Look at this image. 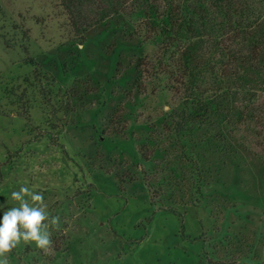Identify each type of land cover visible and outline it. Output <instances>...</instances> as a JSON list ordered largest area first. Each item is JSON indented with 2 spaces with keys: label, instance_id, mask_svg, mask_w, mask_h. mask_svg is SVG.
<instances>
[{
  "label": "rangeland",
  "instance_id": "1",
  "mask_svg": "<svg viewBox=\"0 0 264 264\" xmlns=\"http://www.w3.org/2000/svg\"><path fill=\"white\" fill-rule=\"evenodd\" d=\"M132 30L117 15L81 41L59 0H0V219L19 206L11 193L21 186L60 218L47 251L21 240L8 264H199L203 240L225 237L262 253L264 94L256 101L262 122L248 129L212 116L222 141L200 150L198 194L170 123L176 98L158 87L167 79L137 87V60L155 47L139 46ZM28 57L51 87L23 83ZM28 99L27 118L15 101Z\"/></svg>",
  "mask_w": 264,
  "mask_h": 264
},
{
  "label": "trees",
  "instance_id": "2",
  "mask_svg": "<svg viewBox=\"0 0 264 264\" xmlns=\"http://www.w3.org/2000/svg\"><path fill=\"white\" fill-rule=\"evenodd\" d=\"M59 3L68 26L81 41L92 27L123 15L132 24L139 46L155 47L153 54L137 60L136 84L142 87L149 79L156 82L162 77L167 79L158 87L161 93L170 91L176 98L178 106L169 114L170 123L181 159L196 172L199 194L204 180L201 162L206 157L200 150L222 141L212 116L227 120L234 117L246 129L256 119L262 122L256 101L258 94H264V0H59ZM25 62L33 67L31 77L23 80L25 85L33 89L38 82L51 87L53 78L41 72L32 57ZM14 91L10 89L11 96ZM31 100L22 107L15 101L22 109L18 113L27 118ZM52 128L63 130L56 125ZM140 154L143 161H150V155H144V151ZM143 182L148 188L146 178ZM203 242L199 264H264V249L259 255L248 240L240 239L239 246L229 245L228 237L220 245ZM224 256L229 260H223Z\"/></svg>",
  "mask_w": 264,
  "mask_h": 264
},
{
  "label": "clouds",
  "instance_id": "3",
  "mask_svg": "<svg viewBox=\"0 0 264 264\" xmlns=\"http://www.w3.org/2000/svg\"><path fill=\"white\" fill-rule=\"evenodd\" d=\"M11 198L19 206L4 211L0 219V264H8L6 254L21 240L34 241L38 248L47 251L52 245L49 227L59 226V216L50 217L42 194L21 186L11 193Z\"/></svg>",
  "mask_w": 264,
  "mask_h": 264
}]
</instances>
